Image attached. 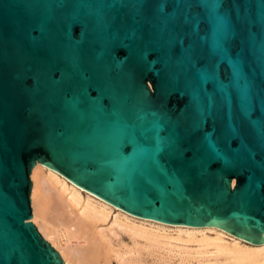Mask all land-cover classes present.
<instances>
[{
	"label": "water",
	"instance_id": "95a60500",
	"mask_svg": "<svg viewBox=\"0 0 264 264\" xmlns=\"http://www.w3.org/2000/svg\"><path fill=\"white\" fill-rule=\"evenodd\" d=\"M37 163L263 243L264 0H0V264H65Z\"/></svg>",
	"mask_w": 264,
	"mask_h": 264
},
{
	"label": "bare ground",
	"instance_id": "6f19581e",
	"mask_svg": "<svg viewBox=\"0 0 264 264\" xmlns=\"http://www.w3.org/2000/svg\"><path fill=\"white\" fill-rule=\"evenodd\" d=\"M32 178L34 220L60 250L65 264H114V249L102 227L113 213L112 225L124 226L133 235L150 241L149 245L153 247H159L161 243L173 244L174 240L196 242L206 249V253L216 254L213 264H264V242L246 241L215 225L174 224L135 215L42 163L36 164ZM147 222L152 226L145 225ZM167 227L175 228L170 233ZM208 231H214L215 235ZM117 255L121 256L120 253ZM221 256L224 257L222 260Z\"/></svg>",
	"mask_w": 264,
	"mask_h": 264
},
{
	"label": "rangeland",
	"instance_id": "374dc122",
	"mask_svg": "<svg viewBox=\"0 0 264 264\" xmlns=\"http://www.w3.org/2000/svg\"><path fill=\"white\" fill-rule=\"evenodd\" d=\"M32 207L34 213L33 199ZM114 217L115 213H113L110 216L109 220L102 226L103 228H105L104 231L105 233H107L106 237L110 239L111 245L114 249V251H112L114 264H213L217 259L215 253H206V249L200 248L196 242L187 243L174 240L172 241L173 244L161 243L159 247H153L152 245H149L150 241L146 240L145 238L133 235L128 229L125 230L124 226L112 225ZM32 219L38 226V224L34 220V216L32 217ZM145 225L150 227L152 226L151 224H148V222L145 223ZM38 228L44 235V237H46L39 226ZM174 228L175 227H167L166 230L171 233L173 232L172 230ZM208 233L215 235L214 231H208ZM84 246H86V244ZM208 249H210L211 251L214 250V248L212 247H209ZM197 250L202 252H197ZM188 251H192V253L189 254ZM118 253H120L121 256L117 255ZM223 258L224 257L221 256V260Z\"/></svg>",
	"mask_w": 264,
	"mask_h": 264
}]
</instances>
